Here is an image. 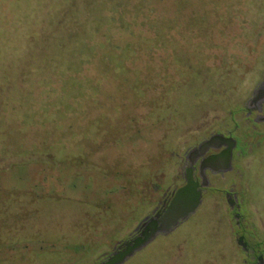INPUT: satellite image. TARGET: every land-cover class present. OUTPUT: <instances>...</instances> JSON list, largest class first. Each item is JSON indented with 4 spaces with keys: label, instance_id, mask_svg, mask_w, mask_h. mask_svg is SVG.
Listing matches in <instances>:
<instances>
[{
    "label": "rangeland",
    "instance_id": "rangeland-1",
    "mask_svg": "<svg viewBox=\"0 0 264 264\" xmlns=\"http://www.w3.org/2000/svg\"><path fill=\"white\" fill-rule=\"evenodd\" d=\"M167 7L179 21L169 35L184 34L187 56L137 60L115 89L104 86L116 82L112 74L95 70L99 88L78 98L67 120L54 117L56 132L45 135L51 122L43 121L41 96L57 85H48L56 75L41 74V0H0V264H101L183 184L188 152L234 126L238 136L252 134L255 115L243 116L264 82V0ZM192 11L207 25L217 21L214 29L186 23ZM42 144L53 145L56 161ZM254 150L237 163L242 180L210 175L196 212L124 264H255L239 240L259 244L264 261V147ZM50 176L69 179L60 198L23 191ZM234 179L238 210L224 195Z\"/></svg>",
    "mask_w": 264,
    "mask_h": 264
},
{
    "label": "trees",
    "instance_id": "trees-1",
    "mask_svg": "<svg viewBox=\"0 0 264 264\" xmlns=\"http://www.w3.org/2000/svg\"><path fill=\"white\" fill-rule=\"evenodd\" d=\"M188 2L189 0H41V74L56 75V79L50 80L48 85L50 87L55 82L57 85L56 89L50 88L47 98L41 96L43 121L51 122L50 130H46L45 135L56 132L54 117L60 121L67 120L65 114L73 108L77 112L81 107L77 99L83 100L86 91L99 88L98 75L93 74L95 70L112 74L116 82H107L104 86L115 89L128 82L123 74L133 73L136 68L134 62L137 60L150 59L151 56H175L176 53L187 56L184 34H179L178 40L181 43L169 35V30L173 26L178 27L179 21L170 17L169 7H164L166 4H174L178 8H184ZM212 11L216 9L213 8ZM183 17L186 23L195 26L201 24L206 27L205 24L208 23L194 11L188 18ZM215 23L217 21L207 25L208 33L214 29ZM208 33L203 35L210 38L211 34ZM196 49L198 48H195V52H199ZM147 72L151 73V68L148 67ZM150 77L153 76L148 78ZM127 85L134 88V82ZM61 87L66 90L63 91ZM43 94L41 91V95ZM45 100L48 102L43 104ZM166 102L169 103L168 98ZM45 113L49 115L44 116ZM41 147L56 161V154H52L53 145L42 144ZM56 163L62 167L68 164L61 160ZM27 167L30 170L31 167ZM4 175H0V179ZM75 178L77 177L70 180ZM42 180L46 185H28L23 191L41 188V191L35 190V193L45 197H55L56 194L60 198L58 192H64L69 179L63 185L60 184V176L57 179L50 176Z\"/></svg>",
    "mask_w": 264,
    "mask_h": 264
},
{
    "label": "flooded vegetation",
    "instance_id": "flooded-vegetation-1",
    "mask_svg": "<svg viewBox=\"0 0 264 264\" xmlns=\"http://www.w3.org/2000/svg\"><path fill=\"white\" fill-rule=\"evenodd\" d=\"M263 88L264 82L255 91L254 97L245 105L246 113L244 114L243 119L245 121H250L252 115H255L252 119L253 123L251 125L252 134L251 132L250 134L249 132H247L246 135L243 134V136H238V126H234L232 130H225L214 134L221 136L223 139L218 140L216 143L210 146V148L203 155L189 156L188 152L185 156V164L183 165V184L171 191H166L162 195V199L159 201L158 207H156L151 216L148 217V221L154 220L156 223L160 219L167 206L171 202L174 193L179 188L184 186L185 178L187 176H190L193 182L197 184L196 191H199L201 195V201L205 189L210 186V175H213L214 177L224 178L226 174L234 173L235 178L240 177V180H242L243 177L240 173L242 172V170L237 165L238 161L245 156H249L251 153H253L254 149V151H260L262 147H264V93L257 94V91ZM257 124L263 127L260 129L258 128ZM214 135L209 136L203 142L209 140ZM247 137H249L248 140ZM251 137L253 138L252 141H250ZM227 157H229L228 167L225 166ZM239 190L240 192H243L241 183ZM224 195L230 206H232L234 210H238L239 193L237 189V181L235 179L231 182L230 193L226 192ZM235 217L238 218V215L236 213ZM141 228H143V223H141L138 227V233L142 231ZM239 241L240 244H242L244 251L248 253V256L251 255L250 258H256L255 264H264L262 257L260 255H257L259 253V244L254 245L252 248H249L248 243L242 240Z\"/></svg>",
    "mask_w": 264,
    "mask_h": 264
},
{
    "label": "water",
    "instance_id": "water-1",
    "mask_svg": "<svg viewBox=\"0 0 264 264\" xmlns=\"http://www.w3.org/2000/svg\"><path fill=\"white\" fill-rule=\"evenodd\" d=\"M264 88L259 89L257 94H263ZM223 139L219 135L212 136L209 140L201 143L196 149L189 152V156L203 155L214 143ZM226 160V167H228ZM197 184L193 182L190 176L185 178V184L179 188L173 195V198L163 215L155 223L154 220L148 221L144 226L143 232L132 240L122 244L116 252L111 254L101 264H124L136 252L149 244L157 233H168L178 224L193 215L201 205V195L196 191Z\"/></svg>",
    "mask_w": 264,
    "mask_h": 264
}]
</instances>
